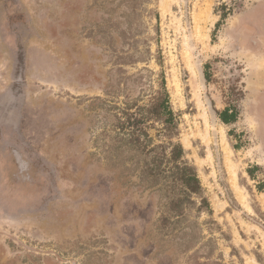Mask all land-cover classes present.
<instances>
[{"label": "rangeland", "instance_id": "1", "mask_svg": "<svg viewBox=\"0 0 264 264\" xmlns=\"http://www.w3.org/2000/svg\"><path fill=\"white\" fill-rule=\"evenodd\" d=\"M20 55L19 132L54 190L0 217V264H264V0H0V93ZM158 90L199 194L155 167Z\"/></svg>", "mask_w": 264, "mask_h": 264}, {"label": "flooded vegetation", "instance_id": "2", "mask_svg": "<svg viewBox=\"0 0 264 264\" xmlns=\"http://www.w3.org/2000/svg\"><path fill=\"white\" fill-rule=\"evenodd\" d=\"M21 57L16 59L8 86L0 93V217L7 218L37 210L54 190L45 160L31 151L21 129L19 132L25 82Z\"/></svg>", "mask_w": 264, "mask_h": 264}, {"label": "trees", "instance_id": "3", "mask_svg": "<svg viewBox=\"0 0 264 264\" xmlns=\"http://www.w3.org/2000/svg\"><path fill=\"white\" fill-rule=\"evenodd\" d=\"M161 91L162 90H158L156 92L147 108H138L141 113L142 120L149 119L153 122L156 121L162 123V131L164 132L163 135L167 136L164 142L155 144L150 148V150L155 154V167L159 170L160 165L163 161H165V166L168 168L166 169L167 176L171 178V181L173 180L175 184H178L181 190L185 191L186 195L193 193L199 194L201 191V186L197 178L195 168L184 159L185 150L183 149L182 145L179 142L173 141L172 139V111L168 105V96L166 91ZM231 111L232 110L226 107L223 110L218 111L217 114L222 122L232 123L236 117ZM126 124L130 125V121H127ZM123 125L126 126L125 124ZM130 129L133 135V142H138V146H140L142 149H147L146 140H141L142 136L147 137V134L140 126H138L137 121L134 120L131 123ZM247 172L250 177L253 176L252 169H248ZM261 181L262 182H259V184L256 185V188L258 191L263 192L264 180ZM175 199L177 202L174 203L172 201V203H170L172 208L181 206V202L183 200L179 197ZM202 200L204 202L206 201L205 199Z\"/></svg>", "mask_w": 264, "mask_h": 264}, {"label": "bare ground", "instance_id": "4", "mask_svg": "<svg viewBox=\"0 0 264 264\" xmlns=\"http://www.w3.org/2000/svg\"><path fill=\"white\" fill-rule=\"evenodd\" d=\"M229 171H230V174H231V180H232V183L237 187V184H236V176H235V172L234 170L232 169V167L230 166L229 168ZM238 188V187H237ZM240 190V189H239ZM241 198H242V195H241ZM243 199V198H242ZM246 204V203H245ZM247 206V205H246Z\"/></svg>", "mask_w": 264, "mask_h": 264}]
</instances>
